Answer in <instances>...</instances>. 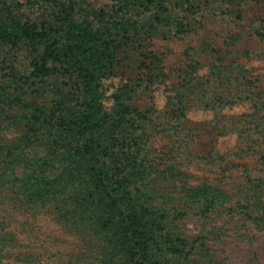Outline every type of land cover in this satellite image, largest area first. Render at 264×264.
<instances>
[{
	"label": "trees",
	"instance_id": "16d2710c",
	"mask_svg": "<svg viewBox=\"0 0 264 264\" xmlns=\"http://www.w3.org/2000/svg\"><path fill=\"white\" fill-rule=\"evenodd\" d=\"M199 1L113 0L97 7L92 0H0V48L29 59L22 73L10 64L0 79V196L88 229L102 242L100 264H217L206 236L189 240L175 223L226 210L224 191L183 180L180 143L152 155L151 110L134 102L140 86L163 76L150 40L192 31ZM143 69L136 80L118 75ZM183 99L177 91L167 101L160 132L170 138L182 130ZM254 179L253 199L238 201L236 215L264 226V212L254 209L264 205V177ZM158 181L171 182L173 196Z\"/></svg>",
	"mask_w": 264,
	"mask_h": 264
},
{
	"label": "rangeland",
	"instance_id": "374dc122",
	"mask_svg": "<svg viewBox=\"0 0 264 264\" xmlns=\"http://www.w3.org/2000/svg\"><path fill=\"white\" fill-rule=\"evenodd\" d=\"M112 1L92 0L97 7ZM198 5L192 31L150 40L149 49L159 57L163 76L148 87L140 86L134 102L141 110H151L147 130L152 155L180 143L176 166L185 171L183 180L222 189L227 197L226 210L206 219L191 214L175 223L176 232L189 240L206 236L208 257L217 264H264V226L236 215L241 212L238 201L255 194L249 181L264 177V0H200ZM28 62L24 51L0 48V79H6L8 65L22 73ZM191 66L199 72L191 74ZM121 73L125 80H136L146 70ZM228 77L230 84L222 82ZM196 82L203 85L195 86ZM177 91L184 96L185 116L182 130L170 138L160 131L166 127L169 96ZM219 97L236 102L214 104ZM46 99L45 93L39 101ZM6 136L11 138L12 133ZM204 156L208 159L199 158ZM170 184L155 185L173 196ZM3 197L0 264L101 263L102 242L88 229L65 224L48 208L15 206ZM260 199L264 202V187ZM254 209L262 213L264 205Z\"/></svg>",
	"mask_w": 264,
	"mask_h": 264
}]
</instances>
